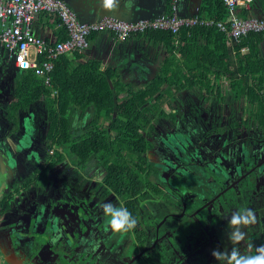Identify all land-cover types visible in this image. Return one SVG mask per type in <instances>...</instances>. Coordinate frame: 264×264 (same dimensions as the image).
Returning a JSON list of instances; mask_svg holds the SVG:
<instances>
[{"label": "rangeland", "instance_id": "1", "mask_svg": "<svg viewBox=\"0 0 264 264\" xmlns=\"http://www.w3.org/2000/svg\"><path fill=\"white\" fill-rule=\"evenodd\" d=\"M112 58L110 67L118 68L123 83L137 88L150 79L140 67L126 60L121 65L118 58ZM245 107L226 95L221 104L205 102L196 91L179 93L171 108L162 106L168 117L159 120L151 135L154 146L149 158L159 167L164 194L160 202L146 207L137 232H144L149 242H159L155 256L160 264H171L176 255H183L181 264H187L186 254L197 243L204 248L218 244L228 251L237 247L241 254L249 249L245 243L234 245L228 240L232 214L242 209L264 214V165L262 170L252 166L253 162L264 164V132L251 120L242 125ZM47 119L44 103H37L21 116L17 133L9 134L10 126L0 120V200L12 193L2 214L0 205V264H33L24 246L39 264H60L52 251L58 248L65 259L80 264H127V252L116 238L123 232L112 231L102 211L101 205L108 202L118 206L112 196L102 198L103 169L92 160L75 167L66 158L49 167L57 158L50 159ZM69 121L70 133L82 134L90 128L91 114L72 113ZM244 174L245 180L240 181ZM34 177L36 185L30 182L14 193L15 185L23 186ZM208 213L212 218L206 222ZM262 230L264 221L255 227L241 226L245 238L254 235L255 247L256 241H264ZM188 231L192 235L186 236ZM21 233L29 237H20ZM46 245H51V252L38 255Z\"/></svg>", "mask_w": 264, "mask_h": 264}, {"label": "trees", "instance_id": "2", "mask_svg": "<svg viewBox=\"0 0 264 264\" xmlns=\"http://www.w3.org/2000/svg\"><path fill=\"white\" fill-rule=\"evenodd\" d=\"M198 15L215 21L227 19L222 0H203ZM239 16L250 17L244 10ZM134 37H144L164 46L166 51L155 74L148 82L144 81L146 84L142 87L133 88L123 83L118 68H101L100 62L84 60V52L74 51L71 59L66 55L58 56L47 82L35 75L34 70H18L10 63L5 73L13 76L12 90L10 94L6 90L0 94V120L10 126L9 134L17 133L21 116L29 113L37 103H44L49 122L47 139L51 143L48 149L53 150L50 159L57 158L54 163L49 162V167L65 158L75 167L95 161L96 166L104 170L99 181L103 196H113L118 206L122 203L137 221L142 222L143 206L160 202L164 194L158 180L159 167L149 158L154 146L151 135L159 120L168 117L162 106L171 108L179 93L196 91L199 99L216 104L223 103L225 95L229 96L232 102L246 106L241 113L242 125L251 120L264 132V54L261 53L264 33H251L232 46L224 33L208 27L183 29L177 35L151 31ZM87 111L91 114L90 128L82 134L70 133V115ZM263 165L252 164L259 170ZM245 178L244 174L239 180ZM27 181L23 186L15 185L14 193L20 187L27 188L30 182L34 185L38 182L35 177ZM11 198L12 193H9L7 198L0 200L1 214ZM254 213L256 222L251 226L255 227L259 221H264V214L258 209ZM209 218L212 215L208 213L204 221L208 222ZM135 231L125 233L129 240L125 244L127 255L137 254L134 259L130 257L129 264H160L153 255L154 247L146 246L144 234L137 236ZM210 231L212 233V229ZM190 235L188 231L186 236ZM11 241L14 244L13 236ZM253 242L252 234L245 242H240L249 247L244 249L243 255H254L256 248L264 245V241H256L258 246L255 247ZM212 245L206 248L199 243L193 245L189 254L184 253L186 263L219 264L211 253L224 249L218 244ZM175 257L172 264L183 262V255Z\"/></svg>", "mask_w": 264, "mask_h": 264}, {"label": "built area", "instance_id": "3", "mask_svg": "<svg viewBox=\"0 0 264 264\" xmlns=\"http://www.w3.org/2000/svg\"><path fill=\"white\" fill-rule=\"evenodd\" d=\"M253 0H222L227 11L226 21L203 19L198 16L158 15L147 19L121 20L109 16L90 22H81L74 11L61 0H0V47L18 70H34L35 75L47 82L53 61L60 55L85 52L89 36L110 33L120 41L144 36L151 31L177 35L193 27L216 28L225 34L232 46L249 34L264 33V17L239 16V9L248 10ZM46 13L57 18L66 33L63 41L47 43L34 35L35 17Z\"/></svg>", "mask_w": 264, "mask_h": 264}, {"label": "crops", "instance_id": "4", "mask_svg": "<svg viewBox=\"0 0 264 264\" xmlns=\"http://www.w3.org/2000/svg\"><path fill=\"white\" fill-rule=\"evenodd\" d=\"M70 7L77 18L81 21L90 22L103 16L118 19H147L158 15H171L175 13L180 16H198L203 0H112L111 4L107 0H61ZM243 9H239V14ZM247 16L255 18L264 17V0H253L250 4ZM169 13V14H168ZM202 18V17H200ZM207 19V18H203ZM34 35L47 43H55L66 38V33L59 26L57 18L41 13L35 17L32 23ZM112 54V55H111ZM166 51L164 46L149 42L144 37L129 38L125 41L116 39L110 33H96L89 41V47L84 52V60H93L101 63V68L110 67L113 58L119 59V64L126 60L128 65L138 66L141 73H147L152 77L163 59ZM72 58V54L66 55ZM112 58V59H111ZM112 62V61H111ZM107 64V66H103ZM10 62L0 47V94L12 87V75L9 77L5 73L9 70ZM120 66V65H119ZM5 73L4 75L1 73ZM3 75V77H2ZM3 88V90H2ZM11 88L6 92L11 93ZM1 105V104H0Z\"/></svg>", "mask_w": 264, "mask_h": 264}, {"label": "clouds", "instance_id": "5", "mask_svg": "<svg viewBox=\"0 0 264 264\" xmlns=\"http://www.w3.org/2000/svg\"><path fill=\"white\" fill-rule=\"evenodd\" d=\"M112 0H107L111 4ZM103 214L108 217V225L114 232H129L135 229L137 220L131 212L121 203L119 206L112 202L101 205ZM256 222L255 213L251 209H242L232 214L228 220V226L231 229L228 232V240L238 245L245 240L246 233L241 231V226H248ZM251 247V246H250ZM211 255L216 261L223 262V264H264V245L256 248L254 255H243L239 248L233 247L231 251L215 249Z\"/></svg>", "mask_w": 264, "mask_h": 264}, {"label": "flooded vegetation", "instance_id": "6", "mask_svg": "<svg viewBox=\"0 0 264 264\" xmlns=\"http://www.w3.org/2000/svg\"><path fill=\"white\" fill-rule=\"evenodd\" d=\"M95 166H96V163H95ZM98 167V166H97ZM100 168V167H99ZM101 169H103V168H101ZM104 171V170H103ZM103 177V176H102ZM102 179V178H101ZM100 179V180H101ZM102 188V187H101ZM102 190H103V188H102ZM103 192V191H102ZM103 194V193H102ZM111 196V195H110ZM110 196H103L102 198H107V197H110ZM113 197V196H112ZM114 198V197H113ZM115 200V199H114ZM147 206H143V210H144V212H145V209H147L146 208ZM200 209V208H199ZM197 212V209H196V211L194 210V213H196ZM190 216V215H189ZM182 217V216H181ZM145 218V217H144ZM144 218H143V220H144ZM178 219H180V218H178ZM143 220H142V222H143ZM142 222H140V221H137V225H136V227H135V229H136V231H135V233H136V235L137 236H140V234L141 233H137L138 232V230H139V225H141L142 224ZM174 229V228H173ZM142 234H144V232H142ZM147 234V233H146ZM11 236H13V233L12 234H10V237ZM19 236L20 237H23V236H28V235H23V233H21V234H19ZM29 237V236H28ZM144 237H146V239H145V245L146 246H148V247H154V253H153V255L155 256V246H157V244L159 243V242H157L156 240H154L153 239V242H149L148 241V239H147V236L144 234ZM116 238L118 239V242H119V244L121 245V248H123V250L122 251H125V248L127 247L125 244L127 243V242H129V240H127L126 238H125V233L123 232L122 234H120V236H116ZM114 239H115V237H114ZM150 240V239H149ZM148 241V242H147ZM148 244H147V243ZM11 244H13L12 243V241H11ZM18 244V243H17ZM20 244H18V246H19ZM120 247V246H119ZM22 248H23V246H22ZM24 248H25V252H26V254H28V256H29V259H30V261H31V263H33V264H39V260H38V258L37 257H35V255L31 252V250L30 249H28L27 247H25L24 246ZM50 249H52V247H51V245H46L45 247H44V249L43 250H41V252L39 253L38 252V255L39 254H41L42 253V256H45L47 253H45L47 250L49 251ZM119 249V248H118ZM52 251H54L53 252V254H55L56 255V257H57V259H58V261H59V263L60 264H80L78 261H70V260H67V259H65V257H64V255H65V253L64 252H61V250L58 248V249H56V250H52ZM49 252H51V250L49 251ZM127 255V254H126ZM136 255L137 254H131L130 256H128L127 255V257H128V262H127V264H129L130 263V259L132 258V259H134L135 257H136ZM131 257V258H130ZM156 257V256H155ZM179 258L181 257V256H178ZM157 258V257H156ZM175 259H176V257L175 258H172L171 260L172 261H175ZM158 260V259H157ZM167 260H169L170 261V259L168 258ZM159 262V261H158ZM172 264V263H171ZM181 264V263H180Z\"/></svg>", "mask_w": 264, "mask_h": 264}, {"label": "water", "instance_id": "7", "mask_svg": "<svg viewBox=\"0 0 264 264\" xmlns=\"http://www.w3.org/2000/svg\"><path fill=\"white\" fill-rule=\"evenodd\" d=\"M103 17H105V16H103ZM118 19V18H117ZM80 20V19H79ZM121 20H127V19H121ZM81 21V20H80ZM81 22H85V21H81Z\"/></svg>", "mask_w": 264, "mask_h": 264}]
</instances>
